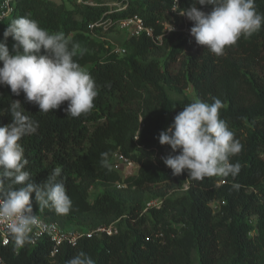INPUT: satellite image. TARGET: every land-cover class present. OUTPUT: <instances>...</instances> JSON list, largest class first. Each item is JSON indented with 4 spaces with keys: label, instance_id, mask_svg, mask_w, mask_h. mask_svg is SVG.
<instances>
[{
    "label": "trees",
    "instance_id": "1",
    "mask_svg": "<svg viewBox=\"0 0 264 264\" xmlns=\"http://www.w3.org/2000/svg\"><path fill=\"white\" fill-rule=\"evenodd\" d=\"M94 1L95 5L12 0V14L0 20V40L11 20L27 16L49 33L63 32L80 45L74 59L99 89L91 112L68 117L65 101L59 109L42 113L23 92L16 96L10 86L0 85V113L12 100H20L26 114L38 121V131L21 141L29 160L26 168L36 183L44 182L53 168L62 169L60 180L73 201L71 212L40 210L33 193L35 214L65 228L86 230L116 223L119 231L84 237L75 246L64 244L54 257L47 239L19 250L10 240L0 248V256L6 264H68L78 253L95 264H192L196 252L197 264H264V24L226 47L221 56L198 45L197 52L181 60L186 44H196L182 30L164 35L161 43L145 33L126 37V52L119 56L109 52L106 40L93 36L91 23L112 20L114 29L119 21L138 14L155 36L171 17L179 28L190 29L193 22L179 12L193 0H179L176 8L174 0H122L126 3L122 9ZM255 6L264 13V0H255ZM199 7L205 12L213 8ZM175 40L179 42L172 46ZM7 43L11 50L15 41L9 37ZM161 56L166 57L164 66ZM179 59L175 70L172 63ZM166 86L181 93L192 88L196 99L207 103L214 98L223 102L220 116L243 145L231 157L241 165L237 176L193 180L187 170L172 175L161 159L171 148L161 145L158 136L196 99L173 100ZM11 122L10 113L0 115V126ZM116 151L139 165L135 174L124 179L111 167ZM102 154H107L110 167L102 165ZM117 181L126 187L116 186ZM96 186L102 190L91 201ZM153 199L161 200L160 206L145 210ZM213 202L219 203L216 212Z\"/></svg>",
    "mask_w": 264,
    "mask_h": 264
},
{
    "label": "clouds",
    "instance_id": "2",
    "mask_svg": "<svg viewBox=\"0 0 264 264\" xmlns=\"http://www.w3.org/2000/svg\"><path fill=\"white\" fill-rule=\"evenodd\" d=\"M208 5L213 6L210 12L199 7ZM179 14L193 22L190 35L196 44L217 56L241 37L248 38L259 31L264 24V13L257 11L255 0H193ZM172 30L173 26L168 31ZM9 37L15 41L11 50ZM79 47L63 32L49 33L27 16L14 18L0 40V85L10 86L16 96L23 92L25 100L38 105L42 113L59 109L67 101L64 111L68 117L86 115L93 109L99 89L91 74L74 59ZM223 106L219 98L212 103L196 99L185 105L167 129L160 132V144L171 148L161 159L172 169L173 176H180L185 170L193 180L235 177L240 173L241 165L231 162V157L238 155L243 145L221 118ZM5 113H10L12 122L0 126V224L6 227L15 249L19 250L35 242L33 230L40 226L31 203L33 193L40 210L50 208L58 215H68L73 201L60 180L61 168H53L39 184L26 168L29 160L21 141L38 131V121L26 114L20 100H12L0 115ZM106 155L102 154V165L110 167ZM233 187L238 189L239 185ZM68 264L95 262L78 253Z\"/></svg>",
    "mask_w": 264,
    "mask_h": 264
},
{
    "label": "built area",
    "instance_id": "3",
    "mask_svg": "<svg viewBox=\"0 0 264 264\" xmlns=\"http://www.w3.org/2000/svg\"><path fill=\"white\" fill-rule=\"evenodd\" d=\"M65 1L67 3L76 2L78 4H90L95 5L94 0H59ZM174 8L177 7L179 0H174ZM111 9H122L126 6V3L122 0H113L108 3ZM13 12V3L12 0H0V20H6L10 17ZM115 23L112 20H100L90 24L91 33L95 38H101L102 40L107 41L105 36L111 29V26ZM173 26L174 30L168 31L169 28ZM114 28H119L126 32L127 37L139 36L142 33H145L147 36L153 38L156 42L161 43L163 41V36L168 35L171 32L178 31V24L174 17H171L170 20L163 22V32L158 36H155L153 27L147 26L141 16L138 14L128 17L119 21ZM185 33L190 35V29L187 26L182 28ZM182 30V31H183ZM191 36V35H190ZM109 47V52L114 53L119 56H123L126 52V49L119 44H106ZM111 167L118 171L122 178H127L135 174L139 168V165L132 161L129 157H126L121 152L116 151L113 155L111 162ZM116 186L126 187L124 182L117 181ZM161 200L153 199L147 202V207L156 205L160 206ZM35 214V213H34ZM40 221V226L33 230V239L34 244H37L41 239H47L51 243V256H56L60 251L61 247L64 244L75 245L84 238V237H93L96 235L107 234L113 235L119 231V228L116 223H111L109 225H102L92 229H78V228H65L62 227L55 221L48 220L38 214H36ZM11 237L9 236L6 227L0 224V248L7 246L10 243ZM0 264H6L3 258L0 256Z\"/></svg>",
    "mask_w": 264,
    "mask_h": 264
},
{
    "label": "rangeland",
    "instance_id": "4",
    "mask_svg": "<svg viewBox=\"0 0 264 264\" xmlns=\"http://www.w3.org/2000/svg\"><path fill=\"white\" fill-rule=\"evenodd\" d=\"M97 1L100 2V3H107L108 4L109 2H111L113 0H97ZM178 30H183V29L178 27ZM105 36L107 37V41L106 42L108 44L115 43V44H119L121 46H124V44H125L124 40L127 37V34H126L125 31H123V30H121L119 28H114V29L110 30ZM96 39H101V38H96ZM178 42H179L178 40H175L172 43V46H174ZM198 48H199V46L197 44L188 42V44H186L182 54L180 55V59L182 60L183 57L187 56L188 54H192L193 52H197ZM180 59L177 62L172 63V67L175 70H178V68H179L180 61H181ZM159 60L161 62V65L164 66L165 61H166V57L165 56H161L159 58ZM261 74H264V69H261ZM166 91H167L168 96L171 99H173V100H182L185 96L190 98V99H196V94H195V92H194V90L192 88H189V89L185 90L184 93H181L179 91H176V90L166 86ZM101 190H102L101 186H96L95 188H93L91 190L90 200L93 201L94 198L96 197V195L99 192H101ZM212 207H213V210L215 212L218 211L219 210V203L218 202H213L212 203ZM176 226L180 227L181 225H176ZM198 259H199V257L197 255V253L194 252L193 255H192V264H197Z\"/></svg>",
    "mask_w": 264,
    "mask_h": 264
}]
</instances>
